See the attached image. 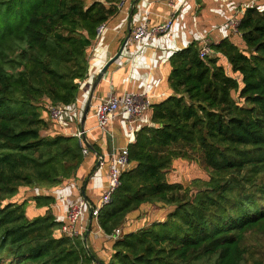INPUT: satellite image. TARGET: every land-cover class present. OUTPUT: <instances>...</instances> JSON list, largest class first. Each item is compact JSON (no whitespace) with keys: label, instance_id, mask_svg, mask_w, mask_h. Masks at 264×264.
I'll return each instance as SVG.
<instances>
[{"label":"trees","instance_id":"trees-1","mask_svg":"<svg viewBox=\"0 0 264 264\" xmlns=\"http://www.w3.org/2000/svg\"><path fill=\"white\" fill-rule=\"evenodd\" d=\"M115 4L86 0H0V264H94L85 236L60 232L55 199L27 214L21 189L74 177L84 155L77 135L44 133L52 104L76 102L88 49ZM239 34L194 42L171 56L173 94L153 104L152 124L129 144L130 161L98 223L112 235L148 204L165 220L123 232L106 264H264V2L244 7ZM224 55L229 69L220 62ZM178 159H202L207 180L171 182Z\"/></svg>","mask_w":264,"mask_h":264},{"label":"crops","instance_id":"crops-1","mask_svg":"<svg viewBox=\"0 0 264 264\" xmlns=\"http://www.w3.org/2000/svg\"><path fill=\"white\" fill-rule=\"evenodd\" d=\"M94 1H101L107 5L115 4L118 11L105 22V29L89 47L88 75L79 81L76 102L69 106L62 122L52 120L49 113L45 114V118L52 122L47 133L76 135L82 129L84 110L91 100L85 120V130L87 140L93 148H90L89 154L84 155L74 177L51 188L36 186L21 189L16 199L20 202L28 200L26 209L29 217L43 213L47 208L37 206L32 199L38 194H50L54 197L55 201L51 204V209L57 220L62 223L67 221L69 202L85 195L88 200L97 203L108 184L110 161L108 156L105 163L100 165L97 152H109L113 146H127L132 137L136 138L140 128L152 124L153 107L145 114L147 120L135 124V132L129 130L126 114L119 112L109 123V130L114 134L112 139L97 126L96 105L111 93L122 97L127 91L149 93L153 96V104L164 100L173 94L169 81L172 69L171 56L194 42H198L200 47L201 36H207L212 43H219L228 38L240 47H245L244 40L239 33L234 32L230 20L235 15L241 18L244 7L260 0H128L122 7L118 6V0H86L87 4ZM146 8H148L147 19L150 26L160 24L173 16L172 30L145 43L127 42L120 57L110 65L93 91L94 82L102 67L117 54L133 27L146 20ZM219 56L220 62L229 69L227 58L224 55ZM169 211L170 207H161L159 203L148 204L129 214L123 231L125 232L126 229L128 230L126 232L134 231L153 221L165 220ZM90 215V211L86 210L84 222L89 228L87 240H92V244L88 245L99 256V260L108 262L116 239L106 234L98 220L90 218Z\"/></svg>","mask_w":264,"mask_h":264},{"label":"built area","instance_id":"built-area-1","mask_svg":"<svg viewBox=\"0 0 264 264\" xmlns=\"http://www.w3.org/2000/svg\"><path fill=\"white\" fill-rule=\"evenodd\" d=\"M128 0H118V6L122 7ZM148 8H146V20L133 27L127 42H142L145 43L148 40H153L156 36L161 34H167L172 30L174 24V17H168L164 22L150 26L148 24ZM241 18L238 15L233 16L230 20V24L233 27L235 33H238ZM106 24L101 23L98 26L97 37L105 29ZM201 46L199 47V54L201 57L214 55L215 51L212 48V42L207 36H201ZM153 96L146 92H134L127 91L122 97H117L114 93L96 105L95 117L97 119V126L109 134L113 139L114 134L109 130V123L117 116L119 112H123L127 116L128 128L130 131L135 132V124L139 121L147 120L145 114L153 107ZM69 106L65 104H52L50 105V117L56 122H62L63 117L68 112ZM151 124V123H150ZM85 129H80L77 132L79 142L82 148L83 155L89 154L91 149L86 144L84 135H86ZM136 141V138L132 137L129 140V144ZM129 144L127 146H113L109 152L97 154L98 162L100 165L105 163L106 157H110L108 163V184L104 189L100 200L97 203L91 202L84 196H80L77 200L69 202L67 221L62 224L60 228L61 233H65L69 236H85L89 228H87L84 222V215L86 210L90 211L93 218L98 220L99 212L101 208L106 206L112 201L113 194L121 184V176L123 169L129 165L130 161V149ZM123 226L117 227L111 235L114 239H118L123 234Z\"/></svg>","mask_w":264,"mask_h":264},{"label":"rangeland","instance_id":"rangeland-1","mask_svg":"<svg viewBox=\"0 0 264 264\" xmlns=\"http://www.w3.org/2000/svg\"><path fill=\"white\" fill-rule=\"evenodd\" d=\"M260 1H262V0H260ZM254 3H256V2H254ZM49 111H50V106H49ZM51 123L52 122L49 123L48 129L44 130V133L49 132L48 130L50 129ZM175 164H176L175 167L172 168L168 173V178L171 182L189 183L191 180H193L195 178L201 179V180H207L210 177V169L205 166L202 159H199L198 161L178 159ZM161 207H163V206H161ZM155 209H157V207ZM126 231H128V230L126 229ZM87 243L91 245L92 240L91 239L87 240ZM261 244H262V248H254L253 249V253L258 257L264 255V244L262 241H261ZM97 259H99L98 255H97ZM96 263L97 262H95L94 264H96ZM250 264H252V261L250 262Z\"/></svg>","mask_w":264,"mask_h":264},{"label":"water","instance_id":"water-1","mask_svg":"<svg viewBox=\"0 0 264 264\" xmlns=\"http://www.w3.org/2000/svg\"><path fill=\"white\" fill-rule=\"evenodd\" d=\"M131 33V32H130ZM130 33L127 35V37L125 38L122 46L120 47L119 51L117 52V54L111 58L103 67L102 69L100 70V72L97 74V77H96V80L94 82V88H93V91L95 89V86L98 84V82L104 77V75L106 74L108 68L110 67V65L118 58L120 57L123 49L125 48L126 44H127V41H128V38L130 36ZM93 96V92L91 94V97ZM91 103V100H89V102L87 103V106L84 110V114H83V118H82V129H85V120H86V116H87V112H88V108H89V105ZM84 139L86 141V144L89 146V148H93L92 145L89 143V141L87 140V137L86 135H84ZM100 152H97V154H99ZM100 164V162H98ZM85 196V195H84ZM86 197V196H85ZM90 218H92V215H90ZM88 234L89 232H86L85 234V238L87 239L88 237ZM96 262L98 264H106L104 261H101L99 259H96Z\"/></svg>","mask_w":264,"mask_h":264}]
</instances>
